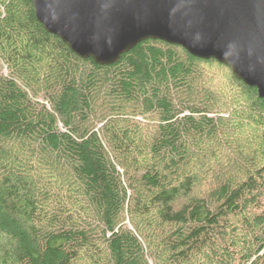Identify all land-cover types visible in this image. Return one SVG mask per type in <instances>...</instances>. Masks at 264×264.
Returning a JSON list of instances; mask_svg holds the SVG:
<instances>
[{"label": "trees", "instance_id": "trees-1", "mask_svg": "<svg viewBox=\"0 0 264 264\" xmlns=\"http://www.w3.org/2000/svg\"><path fill=\"white\" fill-rule=\"evenodd\" d=\"M0 264H264V97L160 39L82 58L0 0Z\"/></svg>", "mask_w": 264, "mask_h": 264}, {"label": "water", "instance_id": "water-1", "mask_svg": "<svg viewBox=\"0 0 264 264\" xmlns=\"http://www.w3.org/2000/svg\"><path fill=\"white\" fill-rule=\"evenodd\" d=\"M37 19L102 65L147 39L214 58L264 97V0H31Z\"/></svg>", "mask_w": 264, "mask_h": 264}, {"label": "rangeland", "instance_id": "rangeland-1", "mask_svg": "<svg viewBox=\"0 0 264 264\" xmlns=\"http://www.w3.org/2000/svg\"><path fill=\"white\" fill-rule=\"evenodd\" d=\"M7 72H8L7 68H4L3 73H7ZM221 75H222V74H221ZM218 76H220V74H218ZM222 76H223V75H222ZM220 77H221V76H220ZM138 119L140 120V119H142V117H139ZM99 126H100V124H99ZM126 223L128 224V226H131V224L129 223L128 220H126Z\"/></svg>", "mask_w": 264, "mask_h": 264}]
</instances>
